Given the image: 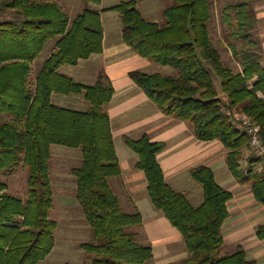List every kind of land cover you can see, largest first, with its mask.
I'll list each match as a JSON object with an SVG mask.
<instances>
[{"label":"trees","instance_id":"16d2710c","mask_svg":"<svg viewBox=\"0 0 264 264\" xmlns=\"http://www.w3.org/2000/svg\"><path fill=\"white\" fill-rule=\"evenodd\" d=\"M171 1L162 11L164 22H156L145 18L136 0L102 9L92 5L100 0H82L83 8L73 18L59 0H0V171L22 163L29 168L25 199L11 194L0 180V264H38L55 246L58 222L49 216L52 144L81 151L80 163L70 172L92 231L93 240L80 243L93 254L91 264L145 263L153 257L152 247L139 242L132 229L142 223L141 214L125 211L109 184V177L121 174L106 110L114 94L112 82L102 69L93 84L59 70L103 51L104 11L118 13L121 38L135 53L175 70L162 74L133 69L131 79L165 115L190 121L199 140L220 141L235 180L249 185L264 205V165L257 167L262 160L238 118L244 114L258 123L264 142V64L254 36L258 18L253 0L228 2L220 14L239 70L223 60L210 36L211 0ZM51 39L53 48L31 83V63ZM55 93L82 95L87 109L57 105L52 101ZM124 141L138 156L135 167L145 173L153 206L183 237L188 256L171 264H257L241 243L232 253L221 254L233 193L217 183L209 166L189 171L203 189V202L196 206L166 182L157 159L163 141H152L147 134L125 136ZM256 236L264 239V223Z\"/></svg>","mask_w":264,"mask_h":264},{"label":"crops","instance_id":"0c3cea01","mask_svg":"<svg viewBox=\"0 0 264 264\" xmlns=\"http://www.w3.org/2000/svg\"><path fill=\"white\" fill-rule=\"evenodd\" d=\"M101 1L97 3V7L92 4L93 7L98 8ZM102 8L104 7L98 9ZM101 18L104 29L103 51L80 60L77 65H68L66 68L68 71L64 73L80 83L93 84L99 70L102 69L112 82L114 94L106 105V110L111 120L121 174L109 177V184L125 211L141 214L142 223L137 225L140 231H135L137 236L141 234V240L149 242L152 247L153 258L156 259L153 264H171L186 258L188 251L186 252L180 247H169L167 254L158 253L157 257L156 248L163 244L164 240H173L172 242L178 243L183 240V237L165 215L153 206L147 192L145 173L135 167L138 159L137 154L128 146H123L120 149L116 144V138L124 141L125 136L137 139L147 134L152 141H163L165 147L157 154V159L166 182L174 189L184 193L196 206L203 202V189L189 175V171L193 167L209 166L214 172L217 183L230 190L231 187L228 185L231 184L232 178H230L229 173L231 172L225 161L226 149L218 140H199L195 136L193 124L190 121L165 115L157 108L128 74L133 69L148 72L149 68L154 67L153 62L135 53L123 42L121 22L111 21L106 28L103 12ZM62 67H66V65H62L60 69ZM92 67L95 70H92ZM248 187L250 186L248 185ZM243 189L237 193L232 191L233 197L227 204L230 220L227 222L228 218L222 228L224 239H228L225 232L229 231L234 238L238 237L242 241L244 240L243 245L246 248L247 256L254 258L257 264H264V239L246 238L245 229L248 228V225L245 222L253 214L251 210L250 212L246 210V203L242 202V198L238 196L244 191ZM236 201L237 203H234ZM250 202L253 200L251 199ZM260 258H263L262 262L259 261Z\"/></svg>","mask_w":264,"mask_h":264},{"label":"rangeland","instance_id":"374dc122","mask_svg":"<svg viewBox=\"0 0 264 264\" xmlns=\"http://www.w3.org/2000/svg\"><path fill=\"white\" fill-rule=\"evenodd\" d=\"M122 0H102L98 8L110 7L117 4ZM138 3V9L142 12L145 18L149 21L164 22V17L162 11L164 8L172 5L171 0H136ZM234 2L236 0H211V8L214 11L213 20L209 26L210 36L217 47L221 50L223 55V60L231 65L235 70H239L238 66L235 64V59L232 56L231 51H229V42L232 41L225 32L221 21L220 14L221 10L225 7L228 2ZM59 3L66 10L70 18H73L78 12L83 8L82 0H59ZM97 7V4H95ZM252 9L258 18V22L254 29V36L258 43V51L262 54L264 62V0H253ZM103 18L106 28H108L109 23L120 22L118 13L116 11H104ZM117 24V23H116ZM117 26V25H116ZM117 32V29L115 30ZM54 45V39L49 40L44 46L40 54L31 63V70L29 73V79L31 83H34L36 75L44 62V60L49 56ZM153 68H149L146 73H162V74H174L175 70L170 66L160 65L152 63ZM66 67H62L60 71L64 73L68 71ZM142 69V68H141ZM92 70H95L92 67ZM144 71V70H142ZM214 84L220 94L221 86L219 78L214 75ZM90 83V82H86ZM81 98V99H80ZM84 100V101H82ZM52 101L60 106L69 107L72 109L85 110L88 106V101L78 94L63 95L59 93L53 94ZM5 119H9L7 113L4 114ZM116 144L118 147L127 146L124 141L120 138H116ZM52 160H51V184L53 189V207L50 209V218L58 222V226L55 230V246L53 247L50 254L38 264H91L93 254L82 249L80 243L92 241V231L89 225L86 223L84 215L80 209L79 203L75 196V180L74 176L71 174L70 169L80 163L81 151L80 148L67 147L59 144L51 145ZM264 165L261 162L257 165L261 168ZM230 178H232L231 184L228 187L234 193H237L243 189L242 193L238 196L242 198V202H245V208L248 212L252 211L253 216L245 222L248 228L245 229L247 239H256V229L259 224L264 223V205L258 203L253 194L250 197V187L248 185L239 184L231 173ZM28 175L29 168L24 163L18 165L12 171H0V180L8 184V191L11 194L16 195L19 198L25 199L28 195ZM220 179V176H219ZM243 187V188H241ZM228 189V188H226ZM252 193V192H251ZM238 198V197H237ZM251 199L253 202H250ZM255 200V201H254ZM240 201V200H239ZM234 203H237L234 202ZM259 209H256V208ZM249 208V209H248ZM146 211V210H145ZM257 212V213H256ZM230 218L227 220V222ZM134 230L140 231L137 225L133 226ZM229 231L225 232L226 239L225 243L221 247V254H230L235 249L236 246L243 241L236 237L234 238ZM141 233V232H140ZM248 233H250L248 235ZM141 234L138 236V240L145 245H149V242L141 240ZM248 235V236H247ZM234 238V239H231ZM258 240V239H257ZM173 240H164L163 244L156 248V256L158 253L167 254L169 247L171 248H182L187 252L185 243L183 240L177 242H172ZM155 254V253H154ZM188 255V253H187ZM250 257V256H249ZM251 258V257H250ZM155 257L145 263H124V264H153L155 262ZM260 262L263 258L259 259Z\"/></svg>","mask_w":264,"mask_h":264},{"label":"built area","instance_id":"2783aa9c","mask_svg":"<svg viewBox=\"0 0 264 264\" xmlns=\"http://www.w3.org/2000/svg\"><path fill=\"white\" fill-rule=\"evenodd\" d=\"M238 118L240 120L241 127L250 137L251 148L264 163V142L260 136V125L244 114L239 115Z\"/></svg>","mask_w":264,"mask_h":264}]
</instances>
